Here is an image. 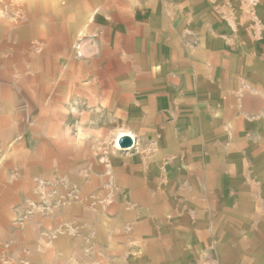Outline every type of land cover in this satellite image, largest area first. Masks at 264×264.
<instances>
[{
  "label": "crops",
  "instance_id": "1",
  "mask_svg": "<svg viewBox=\"0 0 264 264\" xmlns=\"http://www.w3.org/2000/svg\"><path fill=\"white\" fill-rule=\"evenodd\" d=\"M230 66L264 74V0H0V264H156L162 236L140 226L159 215L157 185L178 177L163 166L178 151L170 126L156 154L128 135L134 150L106 153L89 176L75 138L95 130L65 123L105 107L117 127L153 131L194 100L204 112L175 114L191 121L180 151L197 156ZM258 93L245 108L263 104Z\"/></svg>",
  "mask_w": 264,
  "mask_h": 264
},
{
  "label": "rangeland",
  "instance_id": "2",
  "mask_svg": "<svg viewBox=\"0 0 264 264\" xmlns=\"http://www.w3.org/2000/svg\"><path fill=\"white\" fill-rule=\"evenodd\" d=\"M240 68L234 66L233 72L222 76L228 83L218 90V104L209 106L213 107L210 115L218 119L210 121V125L206 122L203 132L196 136L198 145H201L200 140L202 142V152L199 154L197 147V156H194L193 146H188L192 150L180 151V142L184 139L180 129L191 121L175 114L176 110L182 114L204 112L192 99V103L182 105V109L162 114L161 120L154 122L153 131L127 120L119 128L117 119L109 116L110 111L113 115L115 111L105 107L93 112L82 106L99 117L81 120L79 113H75L65 123L76 133L89 128L98 132L105 130L100 135L94 131L93 136L81 134L75 138L82 145L76 148L80 157L76 165L87 161L89 155V161L96 166L89 167V176L99 175L97 162H103L106 153L125 151L120 148L119 139L126 135L139 136L141 154L145 158L156 154L163 131L170 126L174 134L171 145L178 151L165 157L163 166L176 165L172 174L178 177H170L171 181L163 179L154 189V210L159 215L147 217L154 220V228L140 226L141 230L157 231L156 237L162 236L160 241L164 246L153 250L156 264H264V89L257 87L264 82V74L242 72ZM258 92L263 93V104L258 108H245V98L258 99L253 95ZM121 107L124 112L134 111L130 105ZM153 132L155 135H150ZM119 134H122L120 138ZM84 142L89 145L85 146ZM132 150L134 148L127 151ZM159 253L163 257H159Z\"/></svg>",
  "mask_w": 264,
  "mask_h": 264
},
{
  "label": "water",
  "instance_id": "3",
  "mask_svg": "<svg viewBox=\"0 0 264 264\" xmlns=\"http://www.w3.org/2000/svg\"><path fill=\"white\" fill-rule=\"evenodd\" d=\"M135 142L136 141L131 136H123L119 139V146L124 150H129L135 147Z\"/></svg>",
  "mask_w": 264,
  "mask_h": 264
},
{
  "label": "bare ground",
  "instance_id": "4",
  "mask_svg": "<svg viewBox=\"0 0 264 264\" xmlns=\"http://www.w3.org/2000/svg\"><path fill=\"white\" fill-rule=\"evenodd\" d=\"M122 135V134H121ZM119 138H120V136H119ZM134 139V138H133Z\"/></svg>",
  "mask_w": 264,
  "mask_h": 264
}]
</instances>
